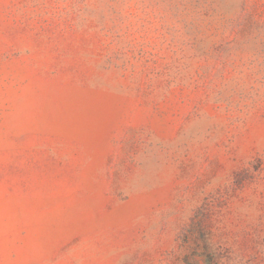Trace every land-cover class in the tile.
<instances>
[{
	"label": "rangeland",
	"instance_id": "1",
	"mask_svg": "<svg viewBox=\"0 0 264 264\" xmlns=\"http://www.w3.org/2000/svg\"><path fill=\"white\" fill-rule=\"evenodd\" d=\"M0 264H264V0H0Z\"/></svg>",
	"mask_w": 264,
	"mask_h": 264
}]
</instances>
